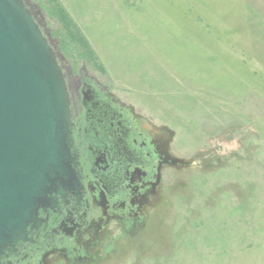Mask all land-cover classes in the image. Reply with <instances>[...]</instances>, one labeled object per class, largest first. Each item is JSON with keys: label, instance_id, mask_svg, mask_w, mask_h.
Here are the masks:
<instances>
[{"label": "rangeland", "instance_id": "1", "mask_svg": "<svg viewBox=\"0 0 264 264\" xmlns=\"http://www.w3.org/2000/svg\"><path fill=\"white\" fill-rule=\"evenodd\" d=\"M25 1L64 70L167 129L185 162L137 219L48 264H264V0Z\"/></svg>", "mask_w": 264, "mask_h": 264}, {"label": "flooded vegetation", "instance_id": "2", "mask_svg": "<svg viewBox=\"0 0 264 264\" xmlns=\"http://www.w3.org/2000/svg\"><path fill=\"white\" fill-rule=\"evenodd\" d=\"M60 66L70 97L77 188L53 195L52 207L41 209L28 228V241L6 250L0 264H48L52 255L86 254L104 226L137 219L163 168L180 165L173 164L167 129Z\"/></svg>", "mask_w": 264, "mask_h": 264}, {"label": "water", "instance_id": "3", "mask_svg": "<svg viewBox=\"0 0 264 264\" xmlns=\"http://www.w3.org/2000/svg\"><path fill=\"white\" fill-rule=\"evenodd\" d=\"M71 126L65 75L45 31L25 0H0V258L28 241L53 195L77 188Z\"/></svg>", "mask_w": 264, "mask_h": 264}]
</instances>
